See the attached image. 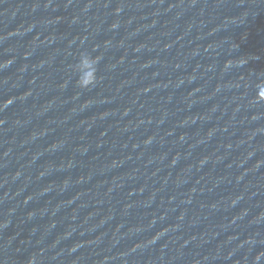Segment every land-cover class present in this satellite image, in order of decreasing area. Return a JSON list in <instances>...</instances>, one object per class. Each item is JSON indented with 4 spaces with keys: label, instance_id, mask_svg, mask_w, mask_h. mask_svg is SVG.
<instances>
[{
    "label": "water",
    "instance_id": "water-1",
    "mask_svg": "<svg viewBox=\"0 0 264 264\" xmlns=\"http://www.w3.org/2000/svg\"><path fill=\"white\" fill-rule=\"evenodd\" d=\"M262 80L264 0H0V264H264Z\"/></svg>",
    "mask_w": 264,
    "mask_h": 264
},
{
    "label": "clouds",
    "instance_id": "clouds-1",
    "mask_svg": "<svg viewBox=\"0 0 264 264\" xmlns=\"http://www.w3.org/2000/svg\"><path fill=\"white\" fill-rule=\"evenodd\" d=\"M102 56H92L89 52L84 51L79 55L77 62L72 66V71L77 77V86L81 90H90L98 83V65ZM257 97L256 102L264 101V80L256 85ZM264 253L256 256V261H260ZM29 264H37V259L33 257Z\"/></svg>",
    "mask_w": 264,
    "mask_h": 264
}]
</instances>
